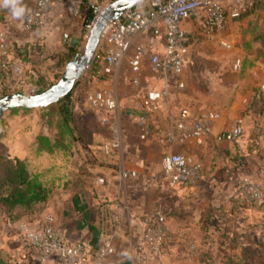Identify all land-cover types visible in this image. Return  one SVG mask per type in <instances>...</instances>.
<instances>
[{
  "label": "crops",
  "instance_id": "0c3cea01",
  "mask_svg": "<svg viewBox=\"0 0 264 264\" xmlns=\"http://www.w3.org/2000/svg\"><path fill=\"white\" fill-rule=\"evenodd\" d=\"M66 1L53 0L44 16L43 26L31 32L24 27V16L34 0H20V5L25 9L20 18H14L11 10L3 7L0 0V38H6L11 45L8 69L0 78V88L23 87L25 82H34L41 77L42 72H48L50 68L47 66L53 61L52 58L42 60L45 57L40 56L41 62L36 60L38 65L35 70L30 68L32 65L26 57V51L30 58L37 55L35 45L52 47L54 44L60 48L65 42H76L77 36L82 33L86 9L80 7L77 16L72 17L68 14ZM252 12L257 10L253 8L249 14L242 16V21L253 18ZM263 22L264 10L259 9V27H264L261 25ZM234 23L235 21L229 24L230 30ZM182 27L195 36L184 66L185 89L175 91L170 98V106L167 109L161 108L156 116L166 125L165 113L170 112L174 116L181 108H187L193 114L216 112L219 117L213 123V134L229 128L237 121L241 122L243 134L236 142L238 146L233 142L218 143L213 137H209L201 144L189 141L182 147H174L175 152L200 162L202 178L195 186H169L162 176L160 162L154 164L148 155L141 153L140 148L127 151L129 143L126 140L121 146L124 149L120 155L111 153L104 154L103 157H94L82 143L81 145L76 142L79 153L75 161L78 162L79 169L73 174L72 171L75 170L71 168V160L65 158L62 170L65 182L61 184V188H54L46 203L35 205L31 214L20 212L16 218L0 212V264H38L33 255L22 246L17 226L42 216L49 217L58 233L70 243L85 241L92 246H98L108 236H113V252L106 257L104 264H206L197 256L189 258L176 252L175 243L184 235L198 241V226L212 224L218 212H221L220 216L228 217L227 230L236 219L241 221L246 217L250 208L246 203L234 200L239 192L238 183L244 177L262 182L264 172L261 174L259 171V149L255 156H247V150H252L247 144V141L250 142L249 134L255 141L259 139V125L247 121L249 116L246 115L248 111L244 103L254 98L253 89L258 90V85L264 82V58L259 55V60L246 67L241 81L232 85L231 74L221 70L223 62L200 56L198 48L204 41H212L211 44L219 41L229 45L232 40L217 36L206 39L201 36L199 26L192 20H185ZM137 42L151 51H161L164 46L163 38L154 36L151 32L140 35ZM206 64L216 67L212 71L208 67L199 69V65ZM26 73L29 74V80L26 78L25 81ZM116 80L122 81L125 86L122 92H128L123 99L118 100V109H121L125 117L136 122V90L130 86L124 72L100 82L97 86L113 89L117 84ZM150 86H157V81L154 76L143 71L141 87ZM262 105L264 107L263 100ZM9 114L10 111L3 116L5 128L11 124L12 118L18 117L17 114L6 116ZM245 142L247 146H244ZM0 145L6 149L5 157L24 161L29 172L47 173L48 170L42 168L45 162L52 165L59 161L56 153L40 150L31 135H26L25 138L17 135L14 138L11 133L5 132L0 137ZM148 145L143 146L147 148ZM260 154L264 158V150ZM50 168L53 173L59 170L55 166ZM121 170L134 172L135 176L122 178ZM73 178L79 185L73 184ZM154 209H161L165 213L172 237L168 248L158 258L139 249L140 215ZM232 213L239 216H232Z\"/></svg>",
  "mask_w": 264,
  "mask_h": 264
},
{
  "label": "built area",
  "instance_id": "2783aa9c",
  "mask_svg": "<svg viewBox=\"0 0 264 264\" xmlns=\"http://www.w3.org/2000/svg\"><path fill=\"white\" fill-rule=\"evenodd\" d=\"M53 0H34L24 16V27L31 32L39 30L44 16ZM259 0H143L123 13L119 18L107 23L91 64L84 75L91 87L84 93V100L93 109L111 112L106 119L112 136L101 147L105 154L121 147L122 139L117 127L118 98L115 89L96 88L108 78H115L124 72L128 82L136 90V124L140 137L153 136L166 145L160 166L164 180L169 186H194L202 178V165L191 157L172 151L189 141L201 144L206 138L213 137L218 143H232L243 134L241 122L213 134V123L218 119L216 112L207 111L193 114L181 108L176 115L166 114V125L153 121V117L170 106V98L177 90L185 89L184 66L190 55L195 36L182 27L185 20L194 21L200 34L212 39L228 28L234 20L250 12ZM66 8L72 17L77 16L79 8L91 9L93 19L83 28L87 34L102 6L93 0H67ZM151 32L163 38V49L151 51L140 45V35ZM222 45L228 46L225 42ZM11 45L6 38H0V78L9 65ZM126 65V70L123 66ZM241 62L233 64L240 69ZM147 71L154 76L157 86L141 87V73ZM83 76V77H84ZM264 101V82L258 85ZM135 176L134 172L120 171L122 178ZM102 182V180H99ZM239 192L243 200L254 205L264 204V184L251 178L240 179ZM117 217H115L116 223ZM140 250L150 256L159 257L171 242L165 213L161 209L145 211L140 215ZM21 244L38 264H104L113 252V236H108L98 246L85 241L70 243L55 229L51 219L42 216L17 226ZM191 255L197 249L187 246Z\"/></svg>",
  "mask_w": 264,
  "mask_h": 264
},
{
  "label": "rangeland",
  "instance_id": "374dc122",
  "mask_svg": "<svg viewBox=\"0 0 264 264\" xmlns=\"http://www.w3.org/2000/svg\"><path fill=\"white\" fill-rule=\"evenodd\" d=\"M112 1L114 0H99L98 3L102 8H105V6ZM261 2L262 0H259L255 5L254 9L257 10V12H252L254 15L253 18L242 21V18L246 16V14L234 20L235 23L231 25V30L228 28L229 30L226 29V31L216 35L217 38L220 39H231L232 41H230L231 43L229 42L230 44L228 46L222 45L218 39V42H214L213 44H211L212 41H207L206 43L204 41L198 45L200 49L199 52H201L200 56L212 57L219 62H223L221 70L225 71L227 74H231L232 85H235L237 81H241L246 67L259 60V50L261 53H264V27H259V9L264 10V3ZM261 25H264V22ZM86 36L87 32L83 28L82 33L77 36L76 42L72 44L65 42L63 47L60 48L55 47L54 44L52 47L35 45L34 47H36L35 51H37V55H32V58L27 55L29 53L26 51V57L33 66L30 68L34 70L36 68L35 66L38 65L36 64V60L41 62L40 56L43 58L45 57L42 60H49V58L53 60L48 63L47 67L50 68L48 72L44 71L41 73V78H44L45 81L43 87H49V85L51 86V84L57 81L63 70L64 64L72 59L83 47ZM213 41H215V38ZM75 43L76 46L74 48ZM237 60L241 62L240 69L233 68V64ZM198 67L199 69H201V67H208L212 71V68L216 66L206 64L203 66L199 65ZM123 69L126 70V65L123 66ZM28 75V73L24 75L25 81ZM27 80H29V78H27ZM81 81V84L77 85L75 91L72 92L70 100L66 101L67 104L66 102H58L46 109H12L10 110V114L6 116H15V114H17L16 116L18 117L17 119L12 118L13 120L11 124L8 125V128H5V125L3 126L5 118H0V137L5 135V132L6 134L7 132L11 133V137L14 138H16L17 135L24 138L26 135H31V139H35L40 150L48 153H56L59 157V161H56L57 163L52 165H48V163L45 162L42 168L43 170H48L47 173L32 172L31 170L30 173L27 169L28 175L33 180V183H40L49 192V195L54 191V188H61V184L65 182L64 171H62L64 169L63 164L65 158L71 160V168L75 170L72 171L73 174L79 169L78 162L75 161L79 153V149L75 144L76 142L82 143L88 153L94 157H103L105 153L102 151L101 147L112 136L110 125L107 123L108 121L106 122V119H109L112 113L99 111L87 105L84 100V93L91 87V84L85 76ZM34 82H25L23 87L0 88V94L17 92L32 94L39 89L38 87H34ZM116 82L117 86L114 85V89L118 100H121L128 92H122V89H125L122 81L116 80L115 83ZM96 88L102 87L96 86ZM252 92H255L254 98L250 102L244 103V107L246 111H248L246 114L249 116L247 121L259 125V139L255 141L251 139L252 137H250L251 135L249 134L248 139L250 142L247 141V144L250 145H248V147L252 150H247V156H255L259 149V171L263 174L264 158L261 156L260 152L264 150V107L262 105L259 90L255 88ZM117 115L119 117L117 118V127L122 139L121 146L124 140H126L125 142L129 143V148L126 149L127 151L140 148L141 153L148 155L152 162L157 165L158 162L161 161L162 154L166 151L165 144L153 136L140 137V130L136 122L125 117L120 108L117 110ZM165 115L167 114L165 113ZM152 119L153 121L161 123L157 116H154ZM236 142L237 141L233 142V144L237 147L238 143ZM159 143L164 144V146ZM145 144H149L147 148L143 146ZM247 144L245 142L244 146H247ZM119 149L112 151V155H120V152H123L124 146ZM175 150L176 148H173L174 152ZM5 154V147L0 145V157H5ZM50 166L59 168V170L57 169V173H53ZM4 178L3 167L0 164V186ZM74 178L72 180L74 181L73 184L79 185V183H77L78 181L74 180ZM87 180L89 179L87 178ZM99 184L102 185V183ZM259 184H264V180L262 182L259 181ZM234 200L246 203V206L250 208L248 213H245L246 217L243 220L240 221V219H236L231 228L227 230L228 217L220 216L221 212H218L212 224L198 226V231H196V235L199 237L198 241L194 240L192 237L180 235L182 236L180 238L181 240L179 239L175 243V247L173 246L176 252L183 253L189 258L197 256L206 264H264V204H250L243 200L240 192H238ZM236 214L237 213H232V216H239ZM249 219L250 221H247ZM189 233V236H191V232ZM189 245L197 249L196 254L191 255L189 253L187 248ZM166 247L163 252L168 248Z\"/></svg>",
  "mask_w": 264,
  "mask_h": 264
},
{
  "label": "water",
  "instance_id": "95a60500",
  "mask_svg": "<svg viewBox=\"0 0 264 264\" xmlns=\"http://www.w3.org/2000/svg\"><path fill=\"white\" fill-rule=\"evenodd\" d=\"M142 1L114 0L108 3L95 17L81 50L64 64L57 81L38 94L17 92L1 95L0 118L12 109H46L68 96L75 84L86 74L107 23L119 18L123 13Z\"/></svg>",
  "mask_w": 264,
  "mask_h": 264
},
{
  "label": "trees",
  "instance_id": "16d2710c",
  "mask_svg": "<svg viewBox=\"0 0 264 264\" xmlns=\"http://www.w3.org/2000/svg\"><path fill=\"white\" fill-rule=\"evenodd\" d=\"M85 9L83 26L94 17L90 8L85 7ZM75 46L76 43L74 48ZM259 55L264 58V53H261L260 50ZM81 80L75 84L69 95L59 102L70 100L72 92L75 91L77 85L81 84ZM33 84L34 87H38L39 89L32 94L41 93L48 87H43L45 81L41 77ZM5 94L7 93H1L0 95ZM0 164L3 167L5 177L0 186V212L9 217L16 218L20 215V212L22 214H31L35 205L46 203L49 192L40 183H33V180L28 175L24 161L17 158L0 157Z\"/></svg>",
  "mask_w": 264,
  "mask_h": 264
},
{
  "label": "clouds",
  "instance_id": "9594fccd",
  "mask_svg": "<svg viewBox=\"0 0 264 264\" xmlns=\"http://www.w3.org/2000/svg\"><path fill=\"white\" fill-rule=\"evenodd\" d=\"M2 6L9 8L14 18L23 16L25 9L20 5V0H2Z\"/></svg>",
  "mask_w": 264,
  "mask_h": 264
}]
</instances>
